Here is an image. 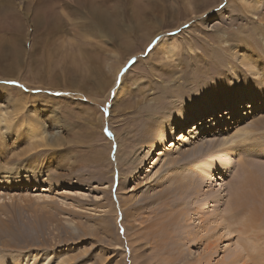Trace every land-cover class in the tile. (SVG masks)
Segmentation results:
<instances>
[{
	"label": "rangeland",
	"instance_id": "374dc122",
	"mask_svg": "<svg viewBox=\"0 0 264 264\" xmlns=\"http://www.w3.org/2000/svg\"><path fill=\"white\" fill-rule=\"evenodd\" d=\"M251 1L0 0V112L16 110L11 126L18 133L10 128L0 139L2 158H11L7 168L16 174L9 180L0 172V222L10 229L2 238L16 235V247L1 245L0 257L19 254L34 264H53L58 255L63 264H264V196L256 199L263 209L256 225L227 212L247 170L264 189V73L262 80L245 76L249 86L237 87L244 77L229 81L231 68L242 69L224 51L239 42L263 51L264 0L257 8ZM164 37L178 45L170 59ZM222 78L226 88L217 95L232 111L225 114L223 104L205 115V107L191 111L199 101L187 88L197 95ZM182 98L188 116L201 117L184 123L181 106L171 107ZM28 119L47 147L29 149L21 125ZM166 120L175 130L161 143ZM247 124H255L250 141L216 145ZM154 140L160 143L151 148ZM194 145L198 154L180 160L203 176L182 193L169 171L179 165L172 163L178 152ZM194 186L202 191L197 199ZM46 209L55 220L49 224L39 215Z\"/></svg>",
	"mask_w": 264,
	"mask_h": 264
},
{
	"label": "bare ground",
	"instance_id": "6f19581e",
	"mask_svg": "<svg viewBox=\"0 0 264 264\" xmlns=\"http://www.w3.org/2000/svg\"><path fill=\"white\" fill-rule=\"evenodd\" d=\"M245 2V1H244ZM259 0H252L251 3L253 4V7L254 8H257L256 5L258 4ZM47 3V2H46ZM246 3V2H245ZM49 6L51 4H48ZM47 5V6H48ZM250 5V4H249ZM189 7H191L190 5H188ZM5 8V7H4ZM195 13H197V10H194ZM206 11V10H205ZM98 18L99 19H104L106 20L108 18V16L105 14V13H99L97 14ZM207 21V20H206ZM56 23V21H55ZM105 26V25H104ZM21 29L20 27H18V31L17 32H20ZM22 31V30H21ZM95 36V35H93ZM101 37V35L99 36ZM151 37V36H150ZM165 38V37H164ZM236 38H238L236 36ZM149 39V37H147V40ZM176 38L174 37H166L165 39H163L160 43L161 45L163 44L164 45V48H166V51H165V57L170 59L172 57H174L177 53V47L178 45L176 43H174V40ZM220 39V38H219ZM239 39V38H238ZM178 41V39L176 40ZM240 41V40H239ZM221 43L224 42V41H220ZM236 42V41H235ZM160 43H158V45H156V47L154 48L155 50L159 49L158 46L160 45ZM225 43V42H224ZM248 43L249 42H245L243 45L240 44V42L237 44V46L235 48H232L230 47L228 44L225 45L226 48L224 51H230L228 52V54L233 58V60L235 59L237 61V64L239 65V67H241V71L240 70H237V67H232L231 68V77L229 76V81H231V79H234L237 81L238 79V76L239 78H243L244 77V80H242L240 83L237 81V83L235 84L237 87H240L241 89L244 87V83L245 85L249 86V83H246L245 82V76L246 78L249 76H251L253 79L256 78V79H261L262 78H259L260 77V74L261 73H264V61H259V55L261 54H264V48H263V51L262 50H259L260 53L258 52L257 54V50L255 51H252L250 49L247 48L248 46ZM226 44V43H225ZM259 45L260 47L261 46H264V33L262 32V34H260V37H259ZM190 51H193V49H191V47L188 48ZM228 49V50H226ZM260 49V48H259ZM220 63V62H219ZM198 73V72H197ZM241 73V74H240ZM220 74V72H219ZM221 74L223 75H226L224 74L223 72H221ZM224 81H226V79L224 80L223 78L218 81L216 84L213 82H209L206 86H204L203 89H199L196 93H198L197 95H195L193 92V94L188 90L187 88V94H191V100L192 99H195L196 96H197V99L199 101V106L196 107V108H192V110H198L199 107H205V109L203 111V114L205 115L206 113L210 112V111H216L217 109H221V105L223 104L222 99H219V95H217L218 91H221L222 88H226V83H224ZM102 85V82L100 83ZM1 88H4V86H0ZM246 87V86H245ZM6 89V88H5ZM10 89V88H9ZM181 90H184L183 88L182 89H179L177 90V93H180ZM204 91V93H203ZM203 93V95H201L200 93ZM249 92V91H248ZM223 93V92H222ZM256 92H253L250 94L251 98L253 97V95H255ZM258 94V93H257ZM260 94H262V92H260ZM173 95V94H172ZM164 96V95H163ZM187 97V96H186ZM195 97V98H194ZM165 98V96H164ZM172 98V97H171ZM162 99V98H161ZM173 100V99H172ZM242 100V99H241ZM16 101V100H15ZM185 101V102H184ZM189 100H187L186 98H182V99H179V100H176L175 102H173V106L171 107H175L176 105L177 106H181L179 107L178 110L176 111H182V119H184V123H186L187 119H196L198 116H200V112L197 114L198 116L195 117V116H188L189 115V112H187V106H189L190 104L188 103ZM221 101V103H219ZM19 102V101H18ZM180 102L181 104H185L184 105H178L177 103ZM20 103V102H19ZM22 103V102H21ZM170 103V101H169ZM196 104V102H195ZM171 105V104H170ZM147 106V105H146ZM223 106H226L227 109H228V112L225 113V114H229L232 109L231 105L228 103L227 104H223ZM144 107V106H143ZM142 107V108H143ZM150 107H153V106H150ZM155 108V107H154ZM157 109V108H155ZM235 110V109H234ZM147 111V110H146ZM230 111V112H229ZM53 112V111H52ZM224 112V111H222ZM211 113V112H210ZM16 114V110H13V111H8L6 110L5 112H0V124H3L4 127H3V130H1L2 128H0V139H2V136L4 134L5 131L7 130H10L11 128V133L14 132V134L16 136H18V133H17V130H16V125L14 126V124L11 126V121L14 119V116ZM181 114V113H180ZM224 114V115H225ZM198 117V118H199ZM204 120H207V118H205ZM203 118L202 119H199V121H203ZM202 122V123H203ZM202 123H201V126H202ZM252 123V122H251ZM21 125L23 126V131H22V136L24 138L27 139V141L29 142V149H32V148H36V146L38 145H41L43 146V137L41 136V130L39 129V127L35 124H31V121L30 119H28L27 121H23L21 122ZM35 125V126H34ZM170 123L167 122L166 120V124L163 125V128L164 129V132L160 135V136H157V139L160 141L161 140V143L164 139H168V137H170L171 133L175 130V128H171L170 126ZM252 124H247V125H244V126H241L240 128H234L235 131H233V133H226L225 136H223L222 139L219 140V142L216 144L217 146H221V145H226L229 147L230 143H233V140H235L236 138L237 139H240L239 141L244 144L245 143V140L246 141H250V134L251 132L255 129L254 127L251 126ZM182 126V125H181ZM15 127V128H14ZM19 126H17L18 128ZM198 125H196L193 130H192V138H194V134H196L195 132H193L194 130L198 131ZM223 132V131H221ZM226 132V130L224 131ZM221 135V134H220ZM156 139V138H155ZM158 140H154L153 142H151V148L152 146H156V145H159L158 143ZM238 141V142H239ZM46 142V141H45ZM197 143V142H196ZM200 143V142H199ZM229 144V145H228ZM246 144H248V142H246ZM245 144V145H246ZM10 145V144H9ZM147 145L148 142H147ZM232 145V144H231ZM230 145V146H231ZM234 145V144H233ZM153 146V147H154ZM43 147H47V146H43ZM52 147V146H51ZM1 149H5V146L3 143H0V172L1 173H4L6 176H5V179H9L12 178V176H16V174H14L12 171H11V168H7V165L8 163H10V159L11 158H8V159H4L2 158V151ZM14 149V148H13ZM48 149H50L48 147ZM254 149H259V148H254ZM15 150V149H14ZM152 150V149H151ZM24 152V151H23ZM121 152V145H119L118 147V154L117 156H119ZM199 152V145L197 146H193L191 150L189 151H186V152H178L179 155H180V158L178 159H173L172 160V163H179V165L174 166L175 167H172L169 171V173L173 176L174 175V180L175 181V186L178 185L179 188H181V190L183 191L182 193H184L186 190H187V185L190 186L192 188V186L195 184V181H193V179L196 177V175H200V174H203L202 172H200L199 174L194 171V169H190L188 168L185 163L183 164L182 163V158H186V156H189V155H192V156H195L197 155ZM16 153V152H15ZM14 153V154H15ZM13 154V153H12ZM17 154H20V152H17ZM17 154H15L17 156ZM146 155H143V160L141 158H139V160H142V164L141 167H143L145 165L144 161L147 159L145 158V156H147V153H144ZM21 155V154H20ZM19 155V156H20ZM13 156V155H12ZM28 158V156H26ZM148 157V156H147ZM26 158V159H27ZM176 158V157H175ZM145 159V160H144ZM152 159V158H151ZM187 159V158H186ZM193 159V158H192ZM29 160V159H27ZM185 160V159H184ZM10 161V162H9ZM32 161V160H31ZM194 161V160H193ZM196 161V160H195ZM26 163V162H25ZM122 163V162H121ZM193 163V162H192ZM13 164V163H12ZM20 165V164H19ZM31 165V164H30ZM138 166V165H137ZM28 167V166H27ZM32 167V166H30ZM34 167V166H33ZM136 168V167H135ZM249 168V167H248ZM27 169V168H26ZM134 168H131L130 170H133ZM29 170V169H27ZM26 170V172H27ZM203 170V169H202ZM201 170V171H202ZM30 171V170H29ZM136 172V171H135ZM138 172V171H137ZM189 172V174H188ZM123 167L121 168V174H123ZM18 176V175H17ZM170 176V179L173 177ZM203 175H200L199 177L201 178ZM198 177V178H199ZM255 177V178H254ZM245 178H248L247 182L242 180L240 183L237 184V188H236V191L233 193L232 195V198L230 200V207L227 208V212H235L236 214H239V215H242L244 214V218H245V222H246V225L248 223V221H250V225H256L257 223H259L261 221V217H262V214H263V209L260 206L261 203L258 204V201L256 203V199L257 198H260L261 196H264V189L261 191L260 187L258 188L256 186V181H260V179L256 176V174L254 173V171H252L251 169L250 170H247L246 173H245ZM160 187V185H159ZM195 187V186H194ZM192 189V193H191V196L194 198V199H197V193H199L200 195V192H202L200 189H197L196 187ZM189 192V191H188ZM159 193V192H157ZM182 193H179L180 197L182 195ZM186 193V192H185ZM18 195V194H17ZM190 195V194H189ZM206 199V198H205ZM258 200V199H257ZM260 202V201H259ZM11 211V210H10ZM9 212V211H8ZM226 212V213H227ZM10 213V212H9ZM13 213V212H12ZM46 213V215H44ZM8 215V214H7ZM41 216V220H44V218H46L48 220L47 224L49 223H52L53 221H55L54 219L51 218V214L49 212V210H45L43 213L41 212L39 214ZM218 215H220L218 213ZM217 215V216H218ZM246 215H247V218H246ZM25 217V216H24ZM222 218V217H221ZM10 219V218H9ZM219 219V217H218ZM40 220V222H41ZM46 220V221H47ZM248 220V221H247ZM11 220H9L10 222ZM15 221V219H14ZM225 221V220H224ZM12 222V221H11ZM237 222V221H235ZM28 224V223H27ZM41 224V223H40ZM43 224H44V221H43ZM11 225V224H10ZM30 224H28L29 226ZM38 225V223H37ZM245 225V224H244ZM22 226V224H21ZM24 226V225H23ZM40 226V225H39ZM226 231L227 232H230L229 231V225L226 224L224 227H226ZM9 224H8V221L5 222V220L3 221L2 219V222H0V247H2L1 245H4L6 246V248L10 247L12 249V244H14L13 246L16 247V242L13 241V237H14V233L10 231L9 235L13 234L12 235V238L9 239V238H2V234H1V231H8L10 230L9 228ZM16 227V226H15ZM18 227V225H17ZM32 228V226H30ZM30 227H29V230H30ZM23 229V228H22ZM26 229V228H25ZM34 229V228H32ZM31 229V230H32ZM235 230V229H234ZM16 231V230H15ZM225 231V230H224ZM225 231V232H226ZM24 233V232H23ZM30 234V233H29ZM16 236V235H15ZM20 236V235H19ZM26 236V234H25ZM28 236V235H27ZM239 240V239H238ZM17 241V240H16ZM240 243V242H239ZM243 245V244H242ZM19 246V244H18ZM18 249V248H17ZM118 249V248H116ZM19 250V249H18ZM134 250V249H133ZM3 254V253H2ZM16 254V253H15ZM19 255V254H18ZM18 255H14V253H11V254H6L2 257H0V264H34V256H32L34 258V260H28L24 262L25 258L23 256H18ZM60 255L57 256L55 262H52L53 264H63L65 261V258H61L58 260V257ZM244 259V258H243ZM45 260L43 261H39L38 263L36 264H45Z\"/></svg>",
	"mask_w": 264,
	"mask_h": 264
}]
</instances>
